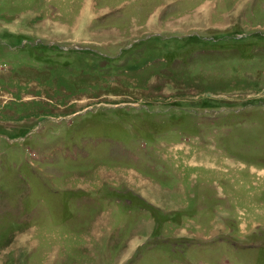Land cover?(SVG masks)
<instances>
[{"label": "rangeland", "instance_id": "obj_1", "mask_svg": "<svg viewBox=\"0 0 264 264\" xmlns=\"http://www.w3.org/2000/svg\"><path fill=\"white\" fill-rule=\"evenodd\" d=\"M0 264H264V0H0Z\"/></svg>", "mask_w": 264, "mask_h": 264}]
</instances>
